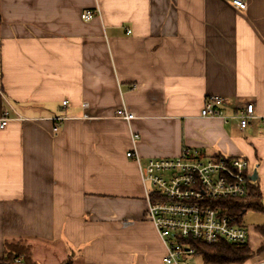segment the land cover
<instances>
[{
    "label": "crops",
    "instance_id": "1",
    "mask_svg": "<svg viewBox=\"0 0 264 264\" xmlns=\"http://www.w3.org/2000/svg\"><path fill=\"white\" fill-rule=\"evenodd\" d=\"M209 96L227 122L200 116ZM249 101L260 118L241 129ZM5 111L0 259L23 242L38 264H164L149 160L244 158L264 198V0H0Z\"/></svg>",
    "mask_w": 264,
    "mask_h": 264
},
{
    "label": "built area",
    "instance_id": "2",
    "mask_svg": "<svg viewBox=\"0 0 264 264\" xmlns=\"http://www.w3.org/2000/svg\"><path fill=\"white\" fill-rule=\"evenodd\" d=\"M227 1L239 11L248 8V0ZM95 12L83 13L82 19L91 21ZM228 105L224 97L209 96L200 116L227 122L229 117L225 110ZM9 115V111L4 112L0 129L7 126ZM116 116L128 122L134 119V114L126 109L118 110ZM231 118L239 121L241 129H246L260 117L256 114L255 104L249 101L238 105ZM261 122L264 124V117ZM137 138L134 135L132 142L135 143ZM126 156L140 162L134 146ZM140 171L143 184L152 187L146 192L147 216L166 248L164 264H187L182 260L195 255L191 247L193 241L204 244L219 241L243 244L247 241V229L237 217L228 216L220 205L224 200L246 196L252 176L246 159H208L199 150L184 147L176 158L151 159L140 166ZM15 264H20V260L15 259Z\"/></svg>",
    "mask_w": 264,
    "mask_h": 264
},
{
    "label": "trees",
    "instance_id": "3",
    "mask_svg": "<svg viewBox=\"0 0 264 264\" xmlns=\"http://www.w3.org/2000/svg\"><path fill=\"white\" fill-rule=\"evenodd\" d=\"M247 186L248 192L245 197L220 202L226 214L230 217H237L240 223L243 216L251 209L264 212V206L260 203L262 194L257 181L249 180ZM257 230L264 235V225L258 227ZM191 247L194 248L195 255L201 257L203 264H245L253 254L249 237L243 244H232L225 241L204 244L193 241ZM261 249H264V245ZM15 259L20 260V264H38L33 258L31 247L23 242L6 245V255L0 259V264H15Z\"/></svg>",
    "mask_w": 264,
    "mask_h": 264
},
{
    "label": "rangeland",
    "instance_id": "4",
    "mask_svg": "<svg viewBox=\"0 0 264 264\" xmlns=\"http://www.w3.org/2000/svg\"><path fill=\"white\" fill-rule=\"evenodd\" d=\"M148 187L152 190L151 185L148 184ZM260 203L264 205V198ZM241 224L248 231L249 244L253 251L252 258L245 264H264V249H261L262 245H264V235L257 230L258 227L264 225V212L256 209L247 211L243 216ZM182 262H186L187 264H203L201 257L196 255L184 257Z\"/></svg>",
    "mask_w": 264,
    "mask_h": 264
},
{
    "label": "water",
    "instance_id": "5",
    "mask_svg": "<svg viewBox=\"0 0 264 264\" xmlns=\"http://www.w3.org/2000/svg\"><path fill=\"white\" fill-rule=\"evenodd\" d=\"M257 173L256 171L254 172L253 176L250 178V180H252L253 182H255L257 180Z\"/></svg>",
    "mask_w": 264,
    "mask_h": 264
}]
</instances>
